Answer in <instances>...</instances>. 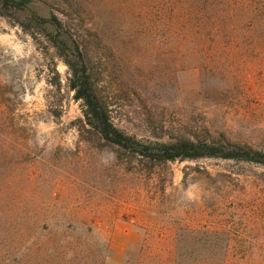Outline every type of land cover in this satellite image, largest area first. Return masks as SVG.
I'll return each instance as SVG.
<instances>
[{"label": "rangeland", "instance_id": "1", "mask_svg": "<svg viewBox=\"0 0 264 264\" xmlns=\"http://www.w3.org/2000/svg\"><path fill=\"white\" fill-rule=\"evenodd\" d=\"M33 13L62 22V52ZM3 14L0 264H264V162L156 161L105 142L63 56L91 68L140 142L264 155V0H31Z\"/></svg>", "mask_w": 264, "mask_h": 264}, {"label": "trees", "instance_id": "2", "mask_svg": "<svg viewBox=\"0 0 264 264\" xmlns=\"http://www.w3.org/2000/svg\"><path fill=\"white\" fill-rule=\"evenodd\" d=\"M31 0H0V16H4V10L25 12L29 10ZM8 12V11H7ZM33 19L40 25L42 23L48 30L56 34H50V42L62 52V46H66L68 39L63 32V24L54 16L52 19H45L33 13ZM35 24V23H34ZM38 25L28 26L32 32L39 34L35 29ZM24 28L27 26L23 25ZM69 38V37H68ZM70 40V39H69ZM80 52V46L76 48ZM65 63L72 72L71 88L76 93V99L85 103L86 124L93 132L99 135L105 142L135 153L147 159L156 161L196 160L200 158H221L224 160H242L248 162L263 163L264 155L254 152L250 148L243 150L238 146L218 145L214 143L197 142L180 139L170 143H143L116 128L110 114L109 105L101 97L96 84L91 77V68L83 61L77 62L68 59L65 55ZM254 155V156H253ZM258 156V157H256ZM264 164V163H263Z\"/></svg>", "mask_w": 264, "mask_h": 264}]
</instances>
